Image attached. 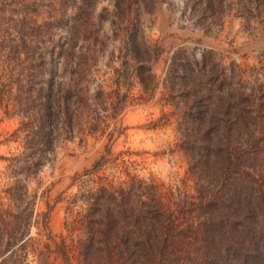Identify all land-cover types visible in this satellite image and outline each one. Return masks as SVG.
Wrapping results in <instances>:
<instances>
[{"label": "trees", "instance_id": "1", "mask_svg": "<svg viewBox=\"0 0 264 264\" xmlns=\"http://www.w3.org/2000/svg\"><path fill=\"white\" fill-rule=\"evenodd\" d=\"M120 2L114 5L116 9L123 7ZM124 2L129 3L130 9L126 10V38L119 52L121 59L130 56L133 64L122 61L125 68L117 71L114 80H106L107 85L102 83L97 94L90 92L86 63L56 77L58 65L54 66L48 57L65 56L72 47L69 43H77V27L84 21L80 16L90 17L93 0L75 7L74 17L70 16L63 25L69 30L65 43L68 46L55 43L54 32L61 25L36 28L19 20L27 34L20 32L27 39L17 43L6 37L16 64L24 66L16 65L18 71L15 66L7 68L10 78H0V88L8 95L4 112L24 117L13 133L24 134L23 152L8 159L10 167L19 168L27 177L36 176L50 165L64 142L78 136L107 134V122L124 111L123 103L130 97L129 93L121 94L123 77L130 79L129 86L137 81L141 97L150 96L156 80L151 68L156 49L146 44L140 22L133 24L130 10L133 5L140 8L152 0ZM254 2L250 5L255 8ZM204 3L208 5L207 13L215 15L226 2L201 0L199 5ZM13 22L16 19L7 24ZM51 46L57 48V53L50 50ZM236 74L227 72L205 54L198 60L174 52L166 81L178 88L186 110L182 121L186 139L182 148L193 160L192 174L198 182L206 181L212 187L203 190L198 185L197 195H173L166 207L154 186H148V195L115 187L94 193L85 182L80 188L81 196L72 203L81 200L87 204L90 227L85 239L70 232L69 241L61 245L66 260L71 248L78 246L86 264H97L95 260L105 257L112 264H188L185 262L190 259L193 264L196 259L197 264H264V97L257 95L264 86L258 93L250 92ZM20 189L10 188L7 194L20 202ZM30 198L33 201L27 205L23 223L20 225L19 217L15 235L9 238L12 247L6 242L7 249L2 250L4 231H0V264L11 259L15 264H28L30 253L34 252L36 243L31 229L42 217L34 208L36 199ZM74 208L75 205L72 212ZM46 220L45 217L43 225Z\"/></svg>", "mask_w": 264, "mask_h": 264}, {"label": "rangeland", "instance_id": "2", "mask_svg": "<svg viewBox=\"0 0 264 264\" xmlns=\"http://www.w3.org/2000/svg\"><path fill=\"white\" fill-rule=\"evenodd\" d=\"M84 1L0 0V78L5 81L10 78L7 68L15 66V71L19 69L16 65L24 68L16 64V58L8 49L10 42L7 38L17 43L27 39L20 32L26 33L19 20H26L36 28L61 25L55 29V43L65 45L69 30L63 25L69 22L70 16L74 17L75 7ZM120 1L124 5L116 9L114 5L118 0H93L94 10L90 17L80 16L84 21L77 27L80 30L77 43H69L72 47L66 50L65 56L48 55L51 63L58 65L56 77L71 72L76 66L80 69L86 63L90 92L97 94L102 83L107 85L109 79L114 80L119 69L125 68L122 61L133 64L130 56L121 59L119 52L126 38L129 16L126 10L130 9L129 3ZM249 1L225 0V5L218 8L215 15L207 13L205 3L199 5L201 0H152L140 8L133 5L130 10L133 24L140 22L146 44L156 49L151 64L156 80L148 93L150 96L141 97V88L135 84L137 81L129 86L130 79L123 77L121 94L129 93L130 97L123 103L124 111L112 114L113 118L107 122V134L78 136L64 142L50 165L42 168L36 176L27 177L19 168L10 167L8 159L21 156L23 152L24 134L13 133L19 129L24 117L4 112L8 95L0 88L2 250L7 249L6 242L12 247L9 238L15 235L19 217L20 225L23 223L30 197L36 199L34 208L42 218L31 229L36 244L28 264H86L80 247L71 248L68 260L61 251L64 241H69L71 231L76 238L85 239L90 227L87 204L81 200L72 203L81 196L83 183L87 182L94 193L115 187L131 188L135 194L142 191L148 195V186H154L156 195L166 207L171 204L173 195H197L198 185L203 190L212 187L206 181L198 182L197 176L192 174L193 160L182 148L186 139L182 127L185 106L178 88L166 81V71L174 52L198 60L205 54L227 72L236 71L240 82L250 92L258 93L264 86V0H255V8L250 5L252 0ZM13 18L16 23L7 24ZM50 50L57 53L56 47L51 46ZM69 60L71 66L68 67ZM257 95L264 97V87ZM19 187L23 198L16 202L7 191ZM74 205L75 212H72ZM45 217L47 220L43 225ZM105 258L94 262L112 264ZM185 263L193 264L191 259ZM194 263L197 264V259ZM7 264H15V260L11 259Z\"/></svg>", "mask_w": 264, "mask_h": 264}]
</instances>
